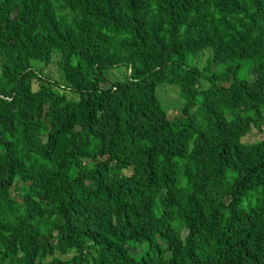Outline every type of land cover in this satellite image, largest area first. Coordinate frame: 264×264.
<instances>
[{
  "label": "trees",
  "instance_id": "trees-1",
  "mask_svg": "<svg viewBox=\"0 0 264 264\" xmlns=\"http://www.w3.org/2000/svg\"><path fill=\"white\" fill-rule=\"evenodd\" d=\"M263 109L264 0H0V264H264Z\"/></svg>",
  "mask_w": 264,
  "mask_h": 264
},
{
  "label": "rangeland",
  "instance_id": "rangeland-1",
  "mask_svg": "<svg viewBox=\"0 0 264 264\" xmlns=\"http://www.w3.org/2000/svg\"><path fill=\"white\" fill-rule=\"evenodd\" d=\"M210 53L211 51L209 49H204L203 51H201L200 53L196 54L193 57V63L197 67L202 69L206 65ZM58 59H59L58 53H53L51 57V61L48 65H44L43 63H40L38 65V67L43 71V73L47 74L53 80L55 79L58 80V78H60L61 71L59 70V66L57 63ZM103 73L110 81H113L116 78L124 77L126 73V69L125 67L120 66L118 68L104 70ZM33 87L37 88L36 82H34ZM202 87H206V84H202ZM155 91L161 106L165 109V111L169 113V115L173 119H176L177 116L179 115L182 105V100L178 92V87L163 83V84H159L156 87ZM263 113H264V109H263ZM262 129H263L262 132H258L257 130L252 129V131L247 136H245L243 140L252 142L264 138V125L262 126ZM244 202H246L245 199ZM138 251H139L138 249L132 250V253L136 254L138 253Z\"/></svg>",
  "mask_w": 264,
  "mask_h": 264
}]
</instances>
